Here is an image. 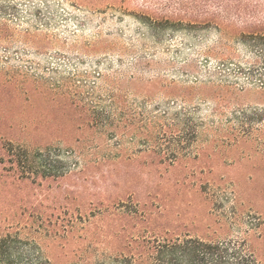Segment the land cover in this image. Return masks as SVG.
<instances>
[{
  "label": "rangeland",
  "instance_id": "374dc122",
  "mask_svg": "<svg viewBox=\"0 0 264 264\" xmlns=\"http://www.w3.org/2000/svg\"><path fill=\"white\" fill-rule=\"evenodd\" d=\"M216 16L221 31L203 22ZM253 31L264 0H0V233L51 264H110L131 234L236 238L233 211L264 221ZM10 143L60 148L69 172L25 179ZM254 245L264 264V224Z\"/></svg>",
  "mask_w": 264,
  "mask_h": 264
},
{
  "label": "trees",
  "instance_id": "16d2710c",
  "mask_svg": "<svg viewBox=\"0 0 264 264\" xmlns=\"http://www.w3.org/2000/svg\"><path fill=\"white\" fill-rule=\"evenodd\" d=\"M225 10H233L237 15L242 16L241 13L249 9L236 4L234 8L225 6ZM224 18L216 16L203 22L212 24L221 31ZM253 36L264 40L262 32L253 31ZM260 44L264 46L263 42ZM262 75L264 76V73ZM91 111L94 116L98 114V111ZM98 116L100 117L99 114ZM112 123L107 121L105 124ZM94 124L98 125V119ZM7 152L9 162L25 179H46L64 176L69 172L58 160L63 153L60 148L45 146L28 149L10 143ZM132 204L137 207L136 202ZM102 206L104 210H109L111 207H119L123 210L126 204L123 199L118 198L117 201ZM127 211L129 215H133L132 208H128ZM231 218L234 221L241 219L246 223L247 227L243 230L242 236L206 239L190 234L169 236L167 232L161 233V231H153L152 235L131 234L125 245L126 250L112 253L110 264H261L254 240L261 237L264 221L257 213L251 211L244 213L233 211ZM31 251L32 256H30ZM40 252L37 246L19 238L17 229L0 233V262L3 264H51L48 260H43Z\"/></svg>",
  "mask_w": 264,
  "mask_h": 264
}]
</instances>
